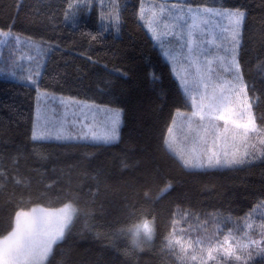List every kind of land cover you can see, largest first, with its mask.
<instances>
[{
	"label": "snow or ice",
	"instance_id": "6c2138e0",
	"mask_svg": "<svg viewBox=\"0 0 264 264\" xmlns=\"http://www.w3.org/2000/svg\"><path fill=\"white\" fill-rule=\"evenodd\" d=\"M16 7L19 12L23 5L18 3ZM96 8L100 31L80 29V34L95 41L103 31L118 33L122 21L120 0H109L107 4L104 0H64L62 22L78 29L81 19ZM137 16L170 64L184 100V110L177 107L166 127L161 150L185 170L231 169L257 159L264 161V111L257 115L264 91L245 79L240 59L245 8L218 0H153L149 4L140 0ZM0 38H6L0 39V44L23 43L41 56L58 47L43 39L34 43L32 37L22 41L21 34L14 33L11 27L0 28ZM9 56L11 66L19 69L9 74L36 85L32 141L110 143L119 139L122 109L41 89L38 77L42 64L25 67L20 61L31 62L34 58L15 47L9 49ZM108 71L127 76L115 65ZM69 114L71 120L67 119ZM97 116L102 118L97 120ZM87 120L90 122L85 123ZM10 159L13 165L18 163L15 157ZM120 164L125 169L141 171L146 201L158 200L173 187L170 180H165L156 192L148 187L149 178L159 171L154 157L137 160L125 156ZM80 176L94 182L89 185V196L83 205L79 189L82 181H78L71 192H57L60 207H41L33 200L32 178L20 173L19 168L9 171L6 165H0V203L11 205L0 228V264H67L57 259L62 256L63 245L81 215L86 218L85 228L95 227L88 224L87 218L93 215L96 193L107 187L100 170L94 175L85 170ZM55 183L46 181L44 187L51 189ZM257 209H264V200L233 220L219 213H204L201 217L177 205L161 234L160 252L171 258V264H248L254 255H259L264 264V213L256 215ZM129 213L133 219L114 235L127 237L133 248L141 249L154 238L155 217L150 221L135 205ZM209 229L212 231L207 235Z\"/></svg>",
	"mask_w": 264,
	"mask_h": 264
},
{
	"label": "trees",
	"instance_id": "16d2710c",
	"mask_svg": "<svg viewBox=\"0 0 264 264\" xmlns=\"http://www.w3.org/2000/svg\"><path fill=\"white\" fill-rule=\"evenodd\" d=\"M223 2L246 10L241 65L245 79L264 91V0ZM18 3L23 5L19 12ZM120 3V31H103L93 41L82 36L80 29L100 31L98 8L81 19L80 28L73 29L62 22L64 0H0V28L11 27L14 33L58 45L46 56L38 80L41 89L122 109L121 135L115 144L34 142L31 128L36 86L0 78V165H6L9 171L19 168L20 173L32 178L35 203L60 207L57 192L67 194L82 181L79 189L83 205L94 182L80 173L86 170L94 175L100 170L105 176L107 187L96 193L93 215L87 218L88 224L95 227L85 228L86 218L81 215L61 249L62 256L57 258L67 264H171V258L160 252V237L177 205L201 217L204 213H219L235 220L264 200V161L231 169L185 170L161 150L166 127L177 107L184 110V100L170 65L138 19L140 0ZM13 47L15 43L10 42L3 46L2 53L9 55ZM10 61L4 58L0 65L8 69L12 67ZM114 65L127 76L110 73ZM106 80L111 83L106 84ZM262 111L264 101L257 115ZM125 156L137 160L154 157L159 171L149 178L148 187L156 192L165 180H170L172 189L158 200L146 201L141 171L121 167ZM12 157L17 159L16 165L11 163ZM49 180L56 183L46 189L44 183ZM26 203L33 206L31 201ZM132 205L149 220L155 217L154 238L141 249L133 248L127 237L114 235L133 219L129 213ZM10 211L11 205L0 203V228ZM250 264H262L261 257Z\"/></svg>",
	"mask_w": 264,
	"mask_h": 264
},
{
	"label": "rangeland",
	"instance_id": "374dc122",
	"mask_svg": "<svg viewBox=\"0 0 264 264\" xmlns=\"http://www.w3.org/2000/svg\"><path fill=\"white\" fill-rule=\"evenodd\" d=\"M104 2H105V4H107V3H109V0H104ZM144 2L146 3V4H149V3H152L153 2V0H144ZM190 2H194V3H198V2H200V0H190ZM205 2H208V3H211V0H205ZM218 2H223V0H218ZM243 33V32H242ZM150 36V35H149ZM25 37H27V36H23V35H21V39H22V41H23V39L25 38ZM0 39H6V38H0ZM33 40V42L34 43H39L40 41L39 40H34V39H32ZM14 42V41H13ZM15 43V42H14ZM8 46L9 45V43H7V44H0V61H2L4 58H9L10 59V56L7 54V55H5L4 53H2V50H3V46ZM15 48H18V49H21V50H23L24 51V53H25V55H32L33 56V61H31V62H29V61H27V60H25V61H20V63H22V64H24L25 65V67H27V66H29L30 64L32 65V66H34L37 62H39V63H41L42 64V67L40 68V76L38 77V80L40 79V77H41V75H42V70H43V67H44V65H45V59H46V56H47V54H48V52H46V54L45 55H43V56H41L39 53H37L36 52V50H35V48H26L25 47V45L23 44V43H21L20 45H15ZM162 55V54H161ZM8 56V57H7ZM163 57V56H162ZM165 59V58H164ZM11 60V59H10ZM166 60V59H165ZM167 61V60H166ZM11 62V61H10ZM168 62V61H167ZM169 64V63H168ZM170 65V64H169ZM171 67V66H170ZM10 70H16L17 72H19V69H15L13 66L12 67H10V68H8V69H5V67H2V65H0V78L1 79H7V80H10V81H19L20 83H23V84H29V85H32V86H36V85H33V84H31V82H29V81H25V80H20V79H17V78H15V77H12L10 74H9V71ZM173 77L175 78V76L173 75ZM176 79V78H175ZM57 96H60V94L59 95H57ZM96 104V103H95ZM36 105V104H35ZM98 105V104H97ZM103 105V104H102ZM53 107H58L57 105H53ZM61 111V113H62V109L60 110ZM85 111H87V110H85ZM34 115H35V111H34ZM73 117L71 116V114H69L68 115V117H67V119L68 120H71ZM102 117L101 116H97V120H99V119H101ZM177 119L179 120V117H177ZM88 122H90V120H87V121H85V123H88ZM122 125H123V123H122V115H121V124H120V128H119V138H120V131H121V128H122ZM50 141H55V140H48V141H45V142H50ZM116 141H118V139L117 140H115V141H112V142H110V143H105V144H115V142ZM37 142H40V141H37ZM56 142H61V141H56ZM62 142H70V143H72V142H80V143H82L83 141H62ZM87 143H93V142H87ZM94 143H100V144H104V143H102V142H94ZM255 161H262V160H260V159H257V160H254V161H252L251 163H255ZM221 169H223V168H221ZM221 169H218V170H221ZM209 170H213V169H209ZM198 171H202V170H198ZM261 213H264V209H257L256 210V215H259V214H261ZM151 221V220H150ZM151 242H145L142 246H145V245H149ZM260 258V256L259 255H254L253 257H252V259L248 262V264H250L253 260H255V259H259Z\"/></svg>",
	"mask_w": 264,
	"mask_h": 264
}]
</instances>
